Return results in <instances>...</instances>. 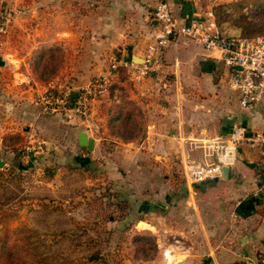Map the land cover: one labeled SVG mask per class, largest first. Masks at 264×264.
Here are the masks:
<instances>
[{
  "label": "crops",
  "instance_id": "obj_1",
  "mask_svg": "<svg viewBox=\"0 0 264 264\" xmlns=\"http://www.w3.org/2000/svg\"><path fill=\"white\" fill-rule=\"evenodd\" d=\"M168 1L177 17L189 22L216 18L215 6L229 0ZM157 2L104 0L93 7L91 0H9L12 37L0 34V109L8 111L0 127V153L21 150L20 143L6 142L8 135L29 138L35 148V142L50 149L62 142L66 154H81L87 165L108 174L119 191L115 199L142 203L162 251L169 234L181 240L183 251L170 262L256 264L264 250V145H241L228 177L215 184L187 178L190 161L206 162L207 139L238 125L264 130V103L241 107L217 52L178 37L158 73L143 80L114 77L92 109L90 125L100 135L93 151L79 143L80 123L44 110L48 86L69 87L76 95L108 72L112 56L141 62L156 30ZM55 46L62 50L59 76L43 85L35 79L33 61L45 59ZM107 106L117 117L110 132L104 126ZM128 124L140 131H118Z\"/></svg>",
  "mask_w": 264,
  "mask_h": 264
},
{
  "label": "rangeland",
  "instance_id": "obj_2",
  "mask_svg": "<svg viewBox=\"0 0 264 264\" xmlns=\"http://www.w3.org/2000/svg\"><path fill=\"white\" fill-rule=\"evenodd\" d=\"M213 13L224 33L264 34V0H229L216 5ZM10 29L7 36L12 37ZM61 64L62 50L55 46L45 59L33 61L36 81L47 85L59 76ZM120 75L129 77L123 72ZM7 112L0 109V127ZM112 115L107 106L104 126L109 132L117 120L115 116L110 121ZM78 125L89 136H100L92 125ZM130 127L140 131L129 124L118 131L126 135ZM20 137L13 139L20 143L19 154L0 153L4 161L0 166V237L10 240L8 247L32 252L36 259L47 257L48 264H166L180 254L164 255L173 235L166 236L168 245L162 251L156 225L141 224L151 222L142 213V203L115 199L119 191L112 187L114 181L87 165V158L76 152L66 154L62 142L52 149L46 142H35V148L29 138L25 142Z\"/></svg>",
  "mask_w": 264,
  "mask_h": 264
},
{
  "label": "built area",
  "instance_id": "obj_3",
  "mask_svg": "<svg viewBox=\"0 0 264 264\" xmlns=\"http://www.w3.org/2000/svg\"><path fill=\"white\" fill-rule=\"evenodd\" d=\"M103 1L91 0L90 4L96 7ZM153 17L157 22L156 30L141 62L114 55L108 72L92 79L76 95L69 87L48 88L42 95L44 110L63 114L69 121L89 125L94 104L110 91L114 77L123 72L134 80H143L158 73L167 48L178 37L189 38L196 47L220 55L217 59L229 68L230 87L238 94L241 107L251 108L264 103V34L253 37L229 36L219 29L215 18L184 21L177 17L168 0H158ZM12 21L13 11L9 0H0V34L9 31ZM243 144L263 146L264 130L238 125L231 132L207 139L202 143L206 162L190 161L187 166L188 180L200 183L220 177L223 166L235 163ZM172 239L164 250L167 257L183 251L181 240L177 237ZM256 264H264V250Z\"/></svg>",
  "mask_w": 264,
  "mask_h": 264
},
{
  "label": "trees",
  "instance_id": "obj_4",
  "mask_svg": "<svg viewBox=\"0 0 264 264\" xmlns=\"http://www.w3.org/2000/svg\"><path fill=\"white\" fill-rule=\"evenodd\" d=\"M224 33V32H223ZM227 34V33H225ZM229 36H240L239 34H227ZM122 73V72H121ZM115 115H112L110 121L114 122ZM15 137H20V135H8L5 140L8 144H18V140L14 141ZM22 139V137H20ZM14 141V142H13ZM10 240L0 237V264H48L46 263L47 257L42 259H36V255L32 252L22 251L17 249L16 246H9ZM43 261H45L43 263Z\"/></svg>",
  "mask_w": 264,
  "mask_h": 264
},
{
  "label": "water",
  "instance_id": "obj_5",
  "mask_svg": "<svg viewBox=\"0 0 264 264\" xmlns=\"http://www.w3.org/2000/svg\"><path fill=\"white\" fill-rule=\"evenodd\" d=\"M95 140L96 139L91 137V136H89L88 132H86V131H81L79 133V143L82 146H86L90 151H93L94 148H95ZM3 165H4V161L0 160V166H3ZM228 171H229V167L228 166H223L222 167L221 176L228 177V173H227ZM215 180H205V181L200 182V184H202L204 186H206L209 183L215 184ZM142 223L149 224L146 221H141V224Z\"/></svg>",
  "mask_w": 264,
  "mask_h": 264
},
{
  "label": "bare ground",
  "instance_id": "obj_6",
  "mask_svg": "<svg viewBox=\"0 0 264 264\" xmlns=\"http://www.w3.org/2000/svg\"><path fill=\"white\" fill-rule=\"evenodd\" d=\"M142 225H145V223H142ZM176 260H178V259H176ZM174 262V261H173Z\"/></svg>",
  "mask_w": 264,
  "mask_h": 264
}]
</instances>
